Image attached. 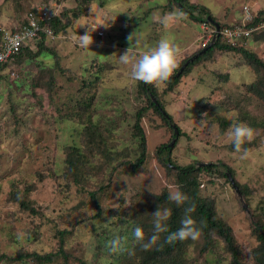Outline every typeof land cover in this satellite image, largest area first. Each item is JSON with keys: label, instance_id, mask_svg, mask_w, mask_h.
<instances>
[{"label": "rangeland", "instance_id": "1", "mask_svg": "<svg viewBox=\"0 0 264 264\" xmlns=\"http://www.w3.org/2000/svg\"><path fill=\"white\" fill-rule=\"evenodd\" d=\"M197 1L227 23L244 17V5L254 13L264 10V0ZM39 3L43 0L34 1ZM55 3L58 8L67 6L75 10L85 2L53 0L52 5ZM12 4L0 0L1 26L13 25L20 14ZM170 5L169 0H89L84 6L86 13L67 25L66 32L46 38L45 44L52 50H43L36 61L29 63L25 71L30 75L17 76L7 67L2 69L6 78L0 80V251L50 250L56 245L54 232L58 224L62 227V222L69 225L82 220L67 240L71 264H121L133 259L135 240L131 239V227L122 215L138 216L141 201L149 202L176 188L156 155L158 145L172 139L171 129L152 109L141 120L147 137L146 162L136 171L129 164L121 165L111 175L118 162L135 160L142 151L134 124L138 106L147 101L138 92L139 81L130 79L131 64L162 37L183 49L204 32L201 23L188 17L180 5ZM176 12L182 16L175 17ZM165 15L170 17L166 27L161 23ZM113 18L105 36H97L96 30L92 33L89 47L77 42L79 34L88 28L81 23L110 22ZM131 34L132 41L128 39ZM260 35H252L246 47L264 60V36ZM39 47H34L36 52ZM129 47L130 62L122 64L119 56ZM189 52L190 49L185 55ZM183 56L181 53L177 65ZM52 69L56 76L53 97L43 87ZM255 74L241 54L216 49L182 76L174 89L162 94L166 110L185 133L173 146L171 156L175 162L182 166L203 161L217 163L216 174L206 177L200 193L213 200L215 215L231 226L244 264H258L254 250L259 240L253 222L260 220L264 226V100L253 98L250 84L258 75ZM261 77L258 87L264 92ZM156 83L159 92L167 86L164 81ZM233 101L237 104L232 105ZM219 108L221 111L217 112ZM18 114L25 127L9 134L6 118ZM203 119L205 122L201 123ZM235 123L259 127L253 130V138L245 141L251 142L249 148L242 143L239 151L233 149L227 133ZM77 146L88 156L93 154V147L99 148L97 162L84 167L80 178L88 186L109 182L97 194L103 208L101 217H93L97 209L81 186L72 183L66 188V180L61 176L64 158ZM223 162L230 166L245 194H239L221 174L228 172ZM92 166L95 167L91 169ZM38 174L44 176L39 179ZM34 180L31 197L43 207V220L37 213L20 212L8 192L15 181H25V185ZM149 212L142 216L151 215L149 228L153 232ZM211 237L212 245L206 251H202L201 235L195 241L186 239L179 264H233L222 238L216 233H211ZM54 264L63 262L57 260Z\"/></svg>", "mask_w": 264, "mask_h": 264}, {"label": "trees", "instance_id": "2", "mask_svg": "<svg viewBox=\"0 0 264 264\" xmlns=\"http://www.w3.org/2000/svg\"><path fill=\"white\" fill-rule=\"evenodd\" d=\"M9 1L14 3L12 5L15 9V12L17 11V13L20 14L16 18V20L13 21V25L8 24V26L6 27L0 25V35L2 34L1 28H5L11 31H19L21 26L26 24L27 15L29 12H34L35 14H38L37 5L34 4L35 0ZM76 1L78 4H80L81 2L85 3L83 5L77 6L75 10H70V8L68 9L67 6H63L62 8H59L58 13H53V15L46 17V19L42 22V28L39 32L38 38L28 39L24 41L19 53L17 54V58L15 61L0 64V80L6 78L4 72H2V69H4L5 67L9 68L10 73H17V76L23 73H26V75H30L28 71H25L29 63L36 61L37 56L43 50H52L51 47L45 44L46 38L50 36L49 31H52V33L55 34L59 33L60 31L66 32L67 25L72 24V21L74 19L86 13V7L84 8V6L88 4L89 0ZM169 1L171 2V7L178 6L179 3H181V9L186 14H188V17L192 18L193 20L199 21L200 23L205 22L212 28H214V26L213 24L209 23L207 19L208 15H210L212 19L220 23L221 29H223L225 26H230V23L218 20L213 15L211 9L208 6L199 3L197 0ZM43 2H45L46 5L51 8V10H53L51 6L53 0H43ZM164 8L168 9L166 6H164ZM70 12H72V14H70ZM261 18H264V10H259L257 12V17L254 18V23L260 21ZM240 21L241 19L235 20L231 24L237 22L240 23ZM248 25H250V23ZM209 33L210 30L204 31L203 39L206 38ZM261 33L255 31L253 33V36L260 35ZM263 36L264 33L261 34L259 37L262 38ZM209 42L210 41H208L206 44H203L202 41H200V45L196 49L191 50V52H189L187 56L184 52V56L180 59V63L170 74L173 75V77H168V79L164 81L167 83V86L164 88L163 91L159 92L156 82H138V92H141V94L146 97L147 101V103L138 106L135 114L136 122L134 124V131L135 135L140 136V144L142 146V151L135 160L125 159L121 162H118L114 166L113 171H111V175H113V173L121 165L129 164L130 167H132L133 170L136 171L146 162L147 137L145 134L144 127L141 124V120L145 113L150 109L157 113L163 120H165V123L169 125L171 129L172 139L176 136V133L174 131L175 127L178 128V136L176 137V141L173 146L175 147L177 145L178 140L183 137L185 133L182 130V127L176 121H174L172 115L166 110V103L162 98V94L166 93L168 90L170 91L174 89V87L180 81L182 76L188 74L192 70V67H194L201 60L207 59L209 56H211L216 49L221 51L226 50L234 54L239 53L243 58H245L246 64L252 66V68L256 71V74H258H255V80L252 81V83L250 84V89L255 93H253V98L255 101L258 100V97H261L264 100V92H262L261 89L258 87V84L262 82L263 79L261 76L264 77V60H262V58H260L254 51L246 47L247 41L239 40L236 45H232L224 40L221 33L220 36L216 38L214 44L211 47L201 52V50L206 47ZM37 44L38 47L40 46L38 52H36V49L34 48L35 46H37ZM194 55H196V57L190 63L187 64V66L178 76H175V74L180 70L182 65ZM56 59L58 60L57 56ZM56 65L58 70L61 69L58 62L56 63ZM63 70L64 69H62V71ZM46 71L49 72V70ZM53 73L54 71L52 69L48 83L43 85L44 89L48 90L50 96H52V93L54 91V85L56 82V76L53 75ZM152 97L156 99L158 104L155 103ZM236 104L235 101H233L232 105ZM254 116L255 114L252 115V117ZM242 118H245L247 120L249 119L246 116H242ZM7 120L9 121L10 127L9 134L14 132V130L16 133H18L19 131H21L20 128L25 127L22 126L24 119L21 114H18L17 117L14 118H6V121ZM224 123L228 125V122L223 121V124ZM251 127L253 130L259 128L252 125ZM172 139L169 142L161 143L160 145H158L156 149V155L158 160L161 162V165L165 169V172L171 176L170 183L175 186L176 190L178 189L184 194H186L188 199L184 202V204L177 206L174 202L169 201L167 199L168 192L164 191L161 195L157 196V198L153 197L149 199V202H144V200L141 201L139 203V205L141 206V211L139 212L138 216L123 214L121 217L124 221L129 222V226L131 227L129 229L131 232V239L135 240L133 238V229L136 227H140L143 229L145 233V241L153 233L149 228L151 220L149 218L151 217V215L142 216L144 212L149 214V211H155L159 206H163L164 208H170L171 216L167 222L168 232H173L180 227V221L185 215V208L189 206H194V211L191 212L190 215L197 222L198 226L201 227V236L203 239L202 251L208 250V248L212 245L213 238L211 237V233H216L220 236V239L222 238V241L225 242L224 246L231 257V261L233 262V264H244L241 257L240 247L238 246V244H236L231 226L227 224L223 219L215 215V209L213 208V200L209 197H203L200 193L201 187H204L206 184V177H208L209 175L216 174L217 163L205 162L209 164L202 165L201 163H204L203 161L201 163L195 162L183 166L176 163L173 157L171 156V152L174 147H170L169 145ZM243 145L249 148L252 144L251 142H244ZM77 147L71 148V151L68 153L66 158H64V164L62 167L63 172L61 176L66 180V188H68V186H70L72 183L74 185L81 186V188L88 194L91 203H93L95 205V208L97 209L96 212H94L93 217H101L103 208L99 203L97 194L102 188L106 187L109 182H103L98 186H96V182V184L88 186L87 184H84L82 182L83 178H80V175L83 174L82 170L84 169V167L86 168L89 165H95V162H97L98 156L96 152H99V148L98 150H96V147H93V154L88 156L87 154H84V151L83 149H81V147ZM100 152H102L101 149ZM172 165H174L175 167H173ZM222 165H225L227 171H231L232 174V169L228 164L223 162ZM94 167L95 166H92L91 169ZM221 174L226 177V179L230 182L226 171H222ZM43 176L44 174H40L39 179ZM232 176L234 177L233 174ZM235 181L237 180L235 179ZM35 182L36 180L22 185L23 183H25V181H15V184L9 189L8 192L9 194H11L10 198L16 204V207L20 212L30 211L35 214L37 213L40 216L41 220H43L42 217H46V214H44L45 212L42 209L43 207L41 205H38L36 200L31 197L32 190H34ZM237 185L239 187L240 193L245 194L242 185L238 182ZM20 186H22L23 188L19 190ZM80 221L82 220H76L73 224L69 225L66 222H62L60 223L63 224L62 227L58 224L54 232V237L56 239V245L54 246V248L46 251L19 248L14 253L0 251V264H54L57 262V260H62L63 264H71V254L70 252H68L67 240L74 234L76 226L80 223ZM253 223L254 229L257 233V238L259 240L258 247L254 250V256L258 264H264V226L261 225L260 220H255ZM35 230L36 237V234L38 232L37 229ZM167 234L168 233H160L157 242L155 244L150 245L147 249L141 246V242L135 240L134 246L132 248V250H135L133 259H127L126 262L124 260L123 262H121V264H179L181 260L179 254L185 240H174L172 242H168L166 239ZM30 240H33V238ZM132 250H128V252L125 253L126 255H123L127 257L128 253H130ZM118 260L120 259L118 258ZM81 264L87 263L85 261H81Z\"/></svg>", "mask_w": 264, "mask_h": 264}, {"label": "clouds", "instance_id": "3", "mask_svg": "<svg viewBox=\"0 0 264 264\" xmlns=\"http://www.w3.org/2000/svg\"><path fill=\"white\" fill-rule=\"evenodd\" d=\"M257 12L258 11L255 10V14H256L255 18L257 17ZM96 15H98V13ZM173 15L179 18L182 16V13L176 12L173 13ZM114 20L115 18H113L110 22L85 21L81 23L80 26L88 25V28L84 34H79V38L77 42L82 47H89L93 41L92 33L101 25L105 27H109L111 22ZM169 20L170 17L168 15H165L164 17L161 18V23L166 27ZM261 20H264V18H261ZM204 23H201L202 24L201 26L205 31L210 30V28H212L208 24H207L208 26L205 27ZM213 26L216 30L214 24ZM220 30H221V26H220ZM257 32L260 33L264 32V28L258 30ZM219 33L217 37L220 36ZM208 35L206 37L207 40H205L206 38L202 40L203 44H206L208 41H211L216 36L215 35L209 38ZM132 37L133 34H131L128 37V39L132 41ZM181 51L182 49L178 43H176L173 40H170L167 37H162L156 43L155 46L151 47L150 49L143 52L134 59V61L131 64L130 79L135 81H142L145 83L167 80L170 74L177 66L178 60L181 55ZM130 52H131V47H129L123 54H120L119 60L122 64H128L130 62V57H129ZM220 111L221 109L219 108L217 112ZM200 122L204 123L205 119L201 120ZM227 135L230 137V142L232 144L233 149L239 151L242 143H244L245 141H250L253 138V129L247 124L235 123L234 126L231 127ZM154 193L159 195V193L156 192ZM167 199L169 201L174 202L177 206H180L184 204V202L188 199V197L186 194H184L183 192L177 189L175 191L170 190L167 194ZM193 211H194V206H189L185 208V215L180 221V227L173 232H168L167 222L171 216V209L167 207L161 208L159 206L155 211H151L152 225H153L152 235L149 236L145 241V233L143 229L140 227H136L133 229V238L136 241L141 242V246L145 249H147L150 245L155 244L157 242L160 233H168L166 237L168 242H172L174 240H186V239H191L195 241L201 235V227L198 226L197 222L190 215V213ZM113 244H115V242H113Z\"/></svg>", "mask_w": 264, "mask_h": 264}, {"label": "built area", "instance_id": "4", "mask_svg": "<svg viewBox=\"0 0 264 264\" xmlns=\"http://www.w3.org/2000/svg\"><path fill=\"white\" fill-rule=\"evenodd\" d=\"M53 10L46 5L45 2L37 5L38 14L29 12L27 15L26 24L22 25L19 31H11L5 28H1L2 34L0 35V64L6 62L15 61L17 54L19 53L21 46L24 41L28 39L38 38L39 32L42 28V22L53 15V13L59 12V6L55 3L52 5ZM244 17L240 23L229 24L220 30L224 40L232 45H236L239 40L247 41L250 39L255 31L264 28V20H260L254 23L255 13L250 9L249 6L244 5L243 7ZM250 23V25H248ZM207 27V23H204ZM106 27H98L96 29V35L103 37L106 33ZM52 35V31H49ZM216 35L215 28H210L209 38ZM208 38V39H209ZM207 40V38L205 39Z\"/></svg>", "mask_w": 264, "mask_h": 264}, {"label": "water", "instance_id": "5", "mask_svg": "<svg viewBox=\"0 0 264 264\" xmlns=\"http://www.w3.org/2000/svg\"><path fill=\"white\" fill-rule=\"evenodd\" d=\"M179 5H181V3H179ZM207 19H208L209 22H211L212 24L215 25V27H216V31H217V34H216V36L210 41V43H209L205 48H203V49L201 50V52L205 51L207 48L211 47V46L214 44V42H215V40H216V37H217L218 33L220 32V23H219L218 21H215L214 19H212V17H211L210 15H208ZM195 57H196V55L190 57V58H189V59H188L183 65H182V67H181L180 70L175 74V76H178V75L183 71V69L187 66V64L190 63ZM169 77H173V75H170ZM152 98H153V100L155 101V103L158 104L157 101H156V99H155L154 97H152ZM173 125H174V124H173ZM174 126H175V125H174ZM174 131H175V133H176V136H175V137L172 139V141L169 143L170 147H172V146L174 145V143H175V141H176V137L178 136V132H179V131H178V128H176V127H175ZM201 164H202V165H206V164H209V163H205V162H204V163H201ZM172 166L175 167L174 165H172ZM227 175H228V178H229L231 184L233 185V187H234V188L238 191V193L240 194L239 187H238V185H237V183H236L234 177L232 176V174H231V172H230L229 170H228V172H227Z\"/></svg>", "mask_w": 264, "mask_h": 264}, {"label": "crops", "instance_id": "6", "mask_svg": "<svg viewBox=\"0 0 264 264\" xmlns=\"http://www.w3.org/2000/svg\"><path fill=\"white\" fill-rule=\"evenodd\" d=\"M201 28H202V26H201ZM203 37H204L203 33L196 35V37L193 39V41L190 44L184 46L181 53L184 54V52L188 51V49H190V50L196 49L200 45V41L203 40Z\"/></svg>", "mask_w": 264, "mask_h": 264}]
</instances>
